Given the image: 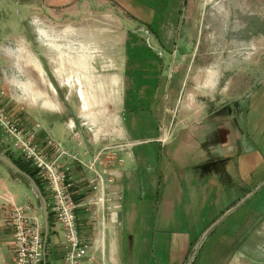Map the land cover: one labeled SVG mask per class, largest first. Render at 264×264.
Segmentation results:
<instances>
[{
  "label": "rangeland",
  "instance_id": "obj_1",
  "mask_svg": "<svg viewBox=\"0 0 264 264\" xmlns=\"http://www.w3.org/2000/svg\"><path fill=\"white\" fill-rule=\"evenodd\" d=\"M19 46L41 61L56 92L39 79L38 86L59 103L57 111L64 118L88 122L77 86L67 81L72 71L86 67L93 80L83 82L99 121H106L104 111L111 117L127 112L130 118L132 112L150 108V114L142 113L143 121L132 119L130 124L136 137L153 135L157 127L168 137L163 143L143 140L134 147L137 158L151 155V164L142 168L154 174L161 204L172 199L174 205L195 170L182 148L184 124L169 133L165 121L182 122L186 109L197 112L207 104L227 103L212 118L220 115L221 127L215 132L226 162L223 193L217 192L220 208L216 222L192 250L191 261L226 264L237 241L256 233L255 219L243 221L264 212V0H0V82L8 93L7 77H37L6 53V48ZM23 102L25 112L42 121L50 118L41 104ZM176 102L181 108L170 112ZM106 145L108 140L101 146ZM69 148L86 162L90 159L84 146L73 143ZM106 155L103 166L114 169L117 154ZM119 158L122 169L130 166L126 153ZM30 194L35 203L32 190ZM173 215L176 219L178 213Z\"/></svg>",
  "mask_w": 264,
  "mask_h": 264
},
{
  "label": "crops",
  "instance_id": "obj_2",
  "mask_svg": "<svg viewBox=\"0 0 264 264\" xmlns=\"http://www.w3.org/2000/svg\"><path fill=\"white\" fill-rule=\"evenodd\" d=\"M55 48L57 47L55 46ZM19 60L17 65L20 68L28 67L29 70L36 71L37 77L33 75L34 80L25 79L23 81L28 83V89L33 86L37 90V96H32V98L36 103H42L45 106L40 108L51 112L48 113L50 118L42 121L25 112V110L21 112L15 104L9 103L6 96H0V102L6 105L10 112L21 114L24 124L27 125L33 122L42 124L43 128L38 133L37 140L44 148L48 147L47 140L50 134L68 150H70L69 145L73 143L84 146L85 151L89 153L90 159L87 160L89 162L102 147L101 145L105 144L106 140L100 143L92 142L90 137L87 136L85 127L77 120L79 133L78 136H74L68 124V121L73 118H64V115L57 111L59 103L52 100L45 89L38 86L37 81L39 79L40 82L48 85L51 91L56 92L53 83L45 76L46 70L41 61L30 51L28 53L24 51L23 59ZM72 73L73 76L69 75L67 81H70L71 84L75 83L77 86L84 103L82 109L89 124L95 125L100 132L108 135L116 133L125 135L128 133L127 138L130 140L128 142L127 138L124 137L120 141L123 146L118 149L116 155L119 163L117 162L116 166H114L115 168L112 169L114 172V183L110 188L117 196L118 194L121 195L122 200H120V205L113 216H103L104 229L99 236L101 238L100 245L95 246L93 241L96 234L92 228L87 227L86 235L90 242L88 255H94L97 262L102 264H193L191 261L193 257L192 250L205 231L216 222L214 215L217 212V208H220L217 202V192L223 193L222 175L226 162H224L221 138L215 132V129L219 126L221 127L220 115L214 121L212 118L219 112L220 106L227 103L207 104L197 112H193L189 107L190 109L183 111L184 117H186L184 121H165L169 122L166 125V127H170L169 133L175 127L184 124L183 128L185 130L183 131L187 135L183 139L182 148H184V154L189 155V159H193L195 170L192 172V178L186 190L181 191L179 200L172 205V199L170 201L166 199L162 205L160 199L157 198V181L154 174L148 169L144 173L145 168H142V166L147 167L151 164V155H141L137 158L134 147L143 140H158L163 143L168 137H166L164 132V136L161 134L162 132L159 131L160 127H157L155 134L146 138L136 137L131 131L130 124L133 121L132 119L143 121L146 117L142 113L148 112L150 114V108L134 111L130 118H127V112H123V115L122 113H113L114 116L111 117V115L105 116L107 112L104 111L102 117H107L106 121L110 120L111 123H105L106 121L103 119H101L103 121L101 123L93 115V111L91 112L92 103L88 99L90 95L84 85V82L90 80L91 73L87 70V67L78 69L77 72L72 71ZM96 78L100 79L99 76H96ZM83 79H87V81L83 82ZM92 80L93 77H91ZM120 92L119 90L118 95H120ZM172 95L178 96L179 94L176 92L172 93ZM23 99L32 105H37L31 103L30 99H26L24 94ZM123 99L124 97H122V105L126 102ZM156 106L160 109L157 104ZM180 108V103L176 102L170 112H177ZM187 126L188 128L186 129ZM121 127L125 132L121 130ZM154 128L156 127L154 126ZM162 136L165 140L162 139ZM2 139L3 136L0 131V155L5 156L13 163H15V160H20V154L12 149L9 142ZM110 140L111 138L108 143ZM113 143L110 142V144ZM130 143L132 144L130 145ZM70 151L72 152V150ZM121 153H126L127 157L131 159L128 168L122 169L120 167L123 163V160L119 158ZM81 160L86 163V160L82 158ZM69 163L72 167L71 178L74 183L75 197L80 202H86L90 200L93 194L88 185V177L91 175L89 176L87 173L85 165L75 160H69ZM137 165L138 167H136ZM15 172L16 170L0 157V264H14V253L12 250L14 231L9 221L13 205L28 206L29 213L38 216L42 222L43 236L46 240V259L44 264H66L65 251L67 242L65 229L55 219L54 214L50 210L49 193L45 190L46 197H44L47 203V210H45L38 194L32 189L31 183L16 175ZM196 175H199L200 179L202 178V182ZM31 190L35 196V203L31 199ZM226 190L228 191L227 188ZM185 192H189L187 197L184 196ZM224 192H226L225 189ZM94 207L92 206V209ZM83 210L84 208L81 207L79 211ZM174 213H178L176 219L174 218ZM262 213L261 216L253 215L243 221L249 222V220L255 219L257 221L255 224L257 227L254 228L256 233L247 235L241 242L237 241V248L233 247V250L226 255V264H264V212ZM84 220L86 219L82 217V223ZM259 225L261 226L259 227ZM190 253L191 257H189ZM85 264L95 263L87 261ZM194 264L204 263H202L201 258L200 261Z\"/></svg>",
  "mask_w": 264,
  "mask_h": 264
},
{
  "label": "built area",
  "instance_id": "obj_3",
  "mask_svg": "<svg viewBox=\"0 0 264 264\" xmlns=\"http://www.w3.org/2000/svg\"><path fill=\"white\" fill-rule=\"evenodd\" d=\"M7 79L11 85V92L8 93L3 88L2 80L0 82V96L8 97L9 103L16 104L19 110L23 112L26 105L23 101H27L18 93H22L20 87L24 82L23 77H7ZM68 122L72 134L78 136L79 132L75 120L70 119ZM100 122L103 123L102 120ZM81 124L94 135L90 138L92 142L100 143L110 138V142H114L102 146L86 163L81 160L77 153L65 148L50 134L47 140L48 147L44 148L37 140L38 133L43 128L42 124L40 122L24 124L21 114L10 112L6 105L0 102L2 140L9 142L12 149L33 167L37 172V177L43 183L44 189L49 193L50 210L65 229L66 264H85L87 261L102 264L97 262L94 255H88L90 242L86 231L87 227L92 228L96 234L93 243L95 246L100 245L101 238L99 236L104 229L103 216H113L120 205V200H122V196L119 194L117 196L110 188L114 183V172L112 169L103 166L106 159H102L107 153H109L106 155L108 158L110 153L117 154L118 149L123 146L120 143L122 135L119 133L111 134L110 138L104 132L95 135L89 121H83ZM108 149L110 150L108 151ZM69 160H75L85 165L87 170L92 173L88 177V185L93 194L90 200L86 202H80L75 198L74 183L71 178L72 167ZM92 206L95 207L92 209ZM81 207L84 208L83 211H79ZM82 217L86 219L83 223ZM9 221L14 231L12 244L14 264H44L46 240L43 236V224L38 216L31 215L28 206L13 205Z\"/></svg>",
  "mask_w": 264,
  "mask_h": 264
},
{
  "label": "bare ground",
  "instance_id": "obj_4",
  "mask_svg": "<svg viewBox=\"0 0 264 264\" xmlns=\"http://www.w3.org/2000/svg\"><path fill=\"white\" fill-rule=\"evenodd\" d=\"M24 51H26L28 53L26 47L25 48H22L21 46H19L16 49L15 48H6V53H8L10 56L14 57L15 60H17V62H18L19 59H20L19 61H21L23 59V52ZM14 55H16L17 57L14 56ZM22 84L23 85L20 87V89L22 91V95L24 94V97L26 99H30L31 103L41 104V106H43L42 103H36L34 101V99L32 98V96H35V97L37 96L36 95L37 94V90H35L33 86H32V88H29L28 89V83L23 82ZM22 98H23V96H22ZM43 107H45V106H43ZM46 108H48V107H46ZM91 126H92V130L94 131L95 135H97L98 133H100L99 129L95 125L91 124Z\"/></svg>",
  "mask_w": 264,
  "mask_h": 264
},
{
  "label": "water",
  "instance_id": "obj_5",
  "mask_svg": "<svg viewBox=\"0 0 264 264\" xmlns=\"http://www.w3.org/2000/svg\"><path fill=\"white\" fill-rule=\"evenodd\" d=\"M0 157L13 169H15L17 172H19L23 177H25L27 179V181H29L31 184L32 189H34L36 191V193L38 194L40 200L42 201L43 205H44V209L47 210V203H46V199L40 189V187L38 186V184L36 183V181L26 172H24L22 169H20L15 163H13L12 161H10L8 158H6L5 156H1Z\"/></svg>",
  "mask_w": 264,
  "mask_h": 264
},
{
  "label": "trees",
  "instance_id": "obj_6",
  "mask_svg": "<svg viewBox=\"0 0 264 264\" xmlns=\"http://www.w3.org/2000/svg\"><path fill=\"white\" fill-rule=\"evenodd\" d=\"M21 158V157H20ZM15 164L22 169L24 172L28 173L38 184L40 187L43 195L46 197V192L43 186V183L40 181V179L37 177V172L33 169V167L26 161H24L22 158L20 160H15ZM76 200L78 199L75 197Z\"/></svg>",
  "mask_w": 264,
  "mask_h": 264
}]
</instances>
